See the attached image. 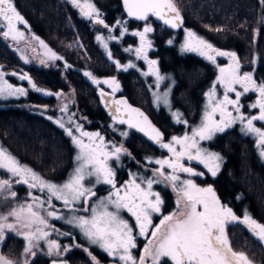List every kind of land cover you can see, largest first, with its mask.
<instances>
[{
    "label": "snow or ice",
    "instance_id": "snow-or-ice-1",
    "mask_svg": "<svg viewBox=\"0 0 264 264\" xmlns=\"http://www.w3.org/2000/svg\"><path fill=\"white\" fill-rule=\"evenodd\" d=\"M71 3L80 9L81 13L89 18H94L97 24H104L99 19V12L94 4L87 2L81 4L80 0H71ZM124 6L127 14L138 20H148L149 16H155L162 20L164 24L178 28L183 23L180 13L177 10L173 0H124ZM0 20L6 22L7 31L3 33L5 37L12 35L13 39L17 36L23 37L17 24H25L26 21L17 11L13 0H0ZM107 28L108 25L104 24ZM127 31V28H124ZM152 32L150 26H145L143 31L132 33L140 39V47L135 49L137 58L147 61L149 72L145 75H154L157 82L165 79L160 75L156 60L148 58V49L152 43L147 38V34ZM188 39L183 46L185 51L198 52L213 63L217 56H226L231 63L227 67L219 69L220 75L217 83L225 89L222 100H215L216 89L213 85L208 93L209 106L211 111L205 112L200 126L192 130L191 135L185 134L182 137L173 136L168 143L164 142L162 133L152 126L148 118L138 109L131 108L126 100H116L114 118L119 123H127L130 127L138 128L145 132L151 140L165 148L172 155L165 159H156L155 163L159 168L155 170L156 177L146 180L147 187H142L136 179L128 181L123 188H117L115 183V173L109 165V160L120 159L121 153H126L122 147L113 145L112 151H107L104 138L98 132L89 133L81 130L80 125L76 126V131L80 136L73 135L71 128H66L68 136L72 137L74 144L79 148V154L76 160L79 166L74 169V174L70 176L63 185H56L41 179L30 168L22 166L19 162L3 148H0V169H5L14 177H19L18 182L29 184V187H39L42 191L47 189L51 196L62 200L66 207L78 202L84 198L87 203L88 198L95 196V192L90 187H85L86 177H95V183L109 184L114 192L99 203L91 207V216H74L67 220L69 224H75L79 227L84 236L92 244L99 245L109 256L117 257L123 264H250L243 253L233 251L228 236L226 234V225L232 222L243 223L247 228L264 241V224L258 223L249 214L245 213L243 219L236 216L233 210L221 204L214 189L211 186L201 187L193 179L181 180L179 173H187L189 176H203L204 173L197 172L191 166H185L184 160L197 161L203 164L205 168L215 177L221 170L223 158L214 152L203 149L199 141L211 140L218 132H224L226 128L234 123L240 122L245 125L243 130L254 134L258 138V147L261 148V156H264V130L257 128L254 121H264V82L257 83L250 72L241 73L240 63L234 52H225L215 49L211 44L203 39L196 37L195 33L188 31ZM103 40L102 37H97ZM43 45V41L40 42ZM171 43V41H169ZM105 48L108 45L105 43ZM46 47V45H45ZM132 49H126L131 51ZM109 59H112V53H108ZM51 58L59 59L55 53H51ZM116 67L127 71L129 68H135L132 63L121 65L115 61ZM91 77V73H85ZM0 76V80H2ZM21 79H28L22 76ZM93 83L99 85L107 84L114 94L120 88L115 78L104 79L103 81L92 77ZM235 85H240L243 91H237ZM35 87V85H33ZM39 91V89H37ZM249 91L258 92L259 98L252 108L259 110L258 115L245 117L241 113L240 97ZM234 92L236 99H231L228 93ZM26 95L22 88H13L11 85H0V96ZM102 98L107 97V93L101 90ZM164 102L167 103V93ZM159 99V97H157ZM121 105L127 112L128 118L124 119L119 115ZM229 106L238 114L233 115L229 111ZM66 110V108L64 109ZM219 113L220 119H215ZM177 122L187 123L181 120L180 114L175 113ZM246 122V123H245ZM61 128H65L63 122H59ZM123 135H127L123 133ZM83 137H87L88 143L84 142ZM179 146V150L177 149ZM165 168L171 169L170 173L165 172ZM167 181L171 184L174 191L177 192L178 199L177 210L169 215H163L159 224H153V215L160 214L163 200L159 193L152 190L154 183ZM91 183V181H90ZM11 188L9 180H0V190ZM13 197L16 196L12 192ZM113 210H109V207ZM39 207H43L42 202ZM83 211L88 212V208ZM126 211L135 220V225L129 223L121 215ZM9 216L14 217L17 224L22 228H31L36 225L35 231L24 233L28 240L30 251L33 240L46 239L49 235L44 229L47 227V220L44 216L35 210L34 204L26 206L21 205L13 209ZM48 216L56 219H62L56 215L55 211L48 212ZM8 216H0V239L3 238L4 229H15L16 225L8 223ZM44 227H40V226ZM134 227L138 228V235L151 237L143 249V255L136 257L133 249L137 247V236L134 235ZM49 250L59 249L55 241H48ZM0 264H13L12 261L0 256Z\"/></svg>",
    "mask_w": 264,
    "mask_h": 264
},
{
    "label": "trees",
    "instance_id": "trees-1",
    "mask_svg": "<svg viewBox=\"0 0 264 264\" xmlns=\"http://www.w3.org/2000/svg\"><path fill=\"white\" fill-rule=\"evenodd\" d=\"M13 1L17 11L21 12L29 24V31L40 36L70 64V67L64 68L58 60L55 63H47L34 56L26 61L15 42L10 37H5L3 29L0 28V66L9 72L8 80L12 83H24L26 80L20 79L11 71L24 73L38 85L53 91L51 95H45L29 89L24 97L0 101V139L14 154L48 177L62 178L70 170L73 163V148L69 138L61 128L37 111L41 104L53 105L56 94L70 93L73 107L79 114L86 116L92 126H99L105 132H109L110 123L116 127L124 126L114 122L101 107L98 87L85 73L116 75L123 87L121 93L126 94L131 102L146 106L150 117L168 136L173 128L168 121L169 114L162 112L155 115L151 110L149 91L146 90L143 76L137 70L124 71L114 67L95 43L94 31L97 27L91 23V20L78 17L67 0ZM95 1L101 9V16L108 23L117 18L124 20L128 28H135L140 27L141 21H144L128 16L122 0ZM173 3L184 17L183 25L178 30H173L150 15L155 23L156 38L150 54L157 59L158 67L162 72L169 70L173 72L177 80L173 89L174 102L181 104L189 114V118L194 117L206 81L209 83L216 73L217 62L209 68L208 61L204 57L190 52L181 53L177 44L166 43L165 40L170 39L172 34L180 32L183 26L193 27L203 33L220 51L234 52L239 59H243L246 70L264 80V0H173ZM114 50L122 55L119 47ZM122 57L125 60L126 56ZM223 57L218 56V60L221 62ZM129 85L136 88L135 91L138 90L136 92L143 96V102L132 95L133 91ZM192 87L197 89L195 97L191 92ZM131 140L125 145L136 158L140 159L143 156L142 152L152 154L161 152L160 146L153 144L140 132H135ZM131 142L135 145L129 149ZM243 148L242 157L245 165L243 184L246 189L254 190L252 175L256 172L251 167L248 169L247 165L251 152L247 143L243 144ZM259 174L263 175L262 169ZM259 183L261 206L259 220L264 223L263 176ZM166 190L169 192L172 204L173 194L169 188ZM58 224L66 233V236H61L60 247L79 244L82 241L78 231L76 232L71 226H66L63 221H58ZM237 224H231L226 230L232 249L242 252L255 262L264 264L262 241L248 234L242 237L244 230ZM72 231H75L74 235ZM134 232L138 236L135 227ZM4 237L0 250L6 258L12 260L14 264H21L24 257L30 258V251H26L21 236L7 233ZM145 242L146 239L137 237V247L134 249L137 258ZM90 250V253L103 256L102 253ZM65 257L71 264H93L90 255L83 247L71 248ZM50 259V255L40 250L35 252L29 264H50ZM101 260L106 261V259Z\"/></svg>",
    "mask_w": 264,
    "mask_h": 264
},
{
    "label": "rangeland",
    "instance_id": "rangeland-1",
    "mask_svg": "<svg viewBox=\"0 0 264 264\" xmlns=\"http://www.w3.org/2000/svg\"><path fill=\"white\" fill-rule=\"evenodd\" d=\"M72 8L76 11L78 17L89 19V17L84 16L80 9L75 7L71 0H67ZM87 2H90L94 4L95 8L100 14V7L97 5L95 0H87ZM14 3V1H13ZM80 3H85V0H80ZM20 15L24 18V16L21 14V12L18 10ZM25 20V18H24ZM26 21V20H25ZM111 27L107 29H101V28H95L94 31V40L95 43L99 46V48L103 51V53L109 58L108 53H112V59H109L113 64L114 67L117 70H123L122 68H117L115 61H119L121 65H127L129 63L134 64L135 68H129V69H136L142 76L148 81V84L151 89V95L153 103L156 107H164L169 114V123L172 125V131L166 136L167 138L164 139L165 143H168L171 141V138L173 136L182 137L185 134L191 135L192 130L198 126L201 125L205 112L211 111V107L209 106V96L208 93L212 90L213 85H215L216 89V97L215 100H222L224 96L225 89L222 85L217 83V78L220 75L219 69L221 67H227L229 63H231L230 59L226 56L223 57L224 60L221 62L218 60V56L216 57V73L214 74L211 86L208 90H203L202 96L199 100L198 105V112L195 116V118H189V114L186 113L184 108L179 103H175L173 100V89L177 83L176 77L174 76L173 72L169 71H161L158 67V61L155 57H152L150 54V51L153 50V42L156 40L154 37V28L155 23L153 22L152 18H148V20L141 21L140 27L135 28H128L127 24H125L124 20L114 19L111 22ZM145 26H150L152 28V32L147 34V38L151 41L152 46L148 49V58L150 60H156L157 61V67L159 69L160 75L164 76L165 79L157 82L156 77L154 75H145L144 73L149 72V66L147 61H145L142 58H137L135 54V49L140 47V39L138 36L133 35L132 33L143 31ZM17 27L20 32L23 33V37L17 36L16 39H13L12 35H9L16 44V47L18 50L23 54L24 59L26 61L32 59V57H37L42 62L47 63H55V61H60L61 64L66 67H70L69 62L62 56L59 55L47 42H45L40 36L35 34L34 32L29 31V24H17ZM0 28L3 29V33L7 31L6 22L0 20ZM124 28H127V31H124ZM188 31H191L195 33L196 37L199 39H203L207 43L211 44L213 47H216V45L207 38L203 33L199 32L193 27H186L183 26L181 31L175 34H172L170 36V39L165 40L167 44L169 45H175L177 44L178 51L181 53H186L190 51H185L183 46L185 44V41L188 39ZM97 37H102L103 40H98ZM43 41V45L40 43ZM171 41V43H169ZM105 43L108 45L107 48H105ZM46 45V47H45ZM120 48V51L122 55L117 54V52L114 50L115 48ZM126 49H132L131 51H126ZM219 50V49H217ZM220 51V50H219ZM51 53H55L59 59H53L51 58ZM200 55L198 52H190ZM126 56L125 60H123L122 56ZM204 57V56H202ZM207 59L206 57H204ZM208 60V59H207ZM210 61V60H208ZM56 65V64H55ZM7 72L0 66V76H2V80H0V85H4L5 82L7 85H11L13 88H22L25 90L26 94L30 90L37 91L38 93L45 94V95H51L53 91L47 87H42L38 85L33 79H31L29 76L25 75L24 73H18L15 71H11V73H15L19 76L21 79L22 76L28 77V79H22L26 80L24 83H12L7 78ZM89 77V76H88ZM92 77L99 79L103 81L104 79H111L115 78L120 88L117 92L122 91L123 87L121 84V81L117 79L116 75L112 74H91V77H89L90 81L93 82ZM95 84V83H94ZM35 85V87H33ZM97 87L102 86L104 88H107L108 90H112L107 84H95ZM238 91V88L235 87ZM55 92V91H54ZM165 93H167V103L164 102L165 100ZM249 93V92H248ZM229 97L231 99H236L235 93L230 92L228 93ZM25 95H17V96H0V101H6V100H13V99H19L21 97H24ZM159 97V99H157ZM72 96L68 92H64L61 94H56L55 103L53 105L49 104H41L38 106L37 111L50 119L54 124H56L59 128V122H63L65 125V128H61L65 135L69 138L70 143L73 148V163L70 168V170L62 177V178H53L48 177L43 174H41L38 170H36L32 165L29 163L21 160L16 154H14L7 146H5L1 139H0V148H3L7 153L11 154L22 166H26L30 168L36 175H38L41 179L56 184L58 186L63 185L65 182L68 181L70 176L74 174V169L79 166V162L76 160L77 155L79 154V148L74 144L72 137L68 136L66 132V128H71L73 130V135L76 137L80 136V132L76 131V126L80 125L81 130L84 132L89 133H95L98 132L100 136L104 138L105 145L107 146V151H112L113 145L116 147H122L124 150H126V153H121L120 159L116 160L115 158H111L109 160V165L112 167L114 173H115V183L117 188H123V186L133 178L136 179L137 183H141L142 187H147L146 180L149 178H158L162 179L160 177H156L155 170L159 168V165L155 163L156 159H165L169 158L172 154L168 152L167 149L161 148L160 154H152V153H146L142 152L143 157L146 158V162H143V164L140 163V161H134L131 165L126 164V161L130 160L132 158L131 154H129V151L126 148L127 141H132L131 136L132 133L130 132V129L126 126L123 127H116L112 123H110L108 126L109 132H105L104 129H101L99 126H92L90 125L91 121L87 120L86 116H83L81 113L79 114L77 109H75L72 105ZM52 106V107H50ZM66 108V110H64ZM175 113H179L181 120L187 121V123L177 122V117L174 115ZM248 116V115H247ZM215 119L219 120L220 116L219 113L215 115ZM246 123V122H245ZM123 133H126L127 135H123ZM84 142L88 143L87 137H83ZM207 140L199 141L200 146L203 149H206L207 151L212 152L207 146H206ZM160 146V145H158ZM177 149L179 150V146H177ZM261 153V148H260ZM126 156V157H124ZM264 158V156H262ZM185 166H191L193 169L197 172L205 173L207 168L204 167L203 164L198 163L197 161H187L186 159L183 161ZM124 168L126 169V175L122 177L123 173L119 172V169ZM165 172L170 173L171 169L165 168ZM120 174V175H119ZM181 180L184 179H193L192 176H189L187 173H179ZM204 175L200 176V184H198L201 187H206V183L204 182ZM19 177H14L10 172H8L5 169H0V180H9L11 183V188L0 190V216H8V223H13L16 225L15 229H4L3 238L0 239V247L5 239V235L7 233H16L18 236H21L23 238V244L28 248V240L25 239L24 233L29 231H35L36 225H33L31 228H22L20 224L16 223V220L14 217L9 216L8 214L13 210L19 208L21 205L26 206L28 204H34L35 210H37L40 215L44 216L47 220V227L44 229L49 233L48 237L46 239H40V240H33V247L30 250V258H23L21 264H29L31 258L35 255L36 251H43L46 254L50 255V264H71L67 258L65 257V254L73 247H83L85 251L90 255L91 260L93 264H120L123 262L119 261L117 257L109 256L102 248L99 247V245L92 244L91 241L84 236L82 230L77 227L75 224H69L67 223V220L72 219L74 216H85L86 218H90L91 216V207L96 206L101 199H104L110 195V193L114 192V189L109 184L104 183H95V177H86L84 184L85 187H90L92 191L95 192V196H91L88 198L87 203H84V198H81L80 201L73 203L71 206L66 207L64 205V202L62 200L56 199L54 196H51V194L48 192L47 189H44L43 191L39 188H32L29 187V184H25L19 181ZM195 180V179H193ZM202 180V181H201ZM91 181V183H90ZM160 185V186H159ZM169 188L172 192V196L174 198V202L171 204L170 207H168V212L164 215H169L177 210V199L178 195L177 192L173 190L171 184L167 181L161 182V183H154L152 190L154 192L160 193L162 189ZM160 190V192H159ZM12 192L16 193V196L13 197L11 195ZM42 202L43 207H39V204ZM6 206V207H1ZM84 208H88L89 211L85 212L83 211ZM109 210H113L111 206L109 207ZM55 211L56 215L59 217H63L62 219H56L54 217L48 216V212ZM121 215L124 219L128 220L130 223V214H128L126 211H122ZM163 217V216H162ZM157 224H159L160 219ZM58 221H63V223H66V226H71L76 232L78 231V235L81 238V242L79 244L69 245L59 247V249H55L50 251L49 250V244L48 241H55L59 246H61V236H66V233L62 231L59 227ZM44 227V226H40ZM75 231H72L73 235ZM137 228V232H138ZM144 237V236H142ZM151 237H144L146 239V242L143 245V248L139 252V257L143 255V249L148 243V239ZM264 246V241H262ZM95 250L97 253H102V257H99L93 253H90L91 250ZM94 251V252H95ZM133 254L135 256L134 249L132 250ZM234 251V250H233ZM237 252V251H235ZM239 253V252H237ZM0 256L5 257L1 250H0ZM6 258V257H5ZM8 259V258H6ZM101 259H106V261H102ZM248 259V258H247ZM10 260V259H8ZM12 261V260H10ZM248 261L250 264H260L255 261H251L249 258ZM13 262V261H12ZM14 264V262H13ZM150 264V261H149Z\"/></svg>",
    "mask_w": 264,
    "mask_h": 264
},
{
    "label": "flooded vegetation",
    "instance_id": "flooded-vegetation-1",
    "mask_svg": "<svg viewBox=\"0 0 264 264\" xmlns=\"http://www.w3.org/2000/svg\"><path fill=\"white\" fill-rule=\"evenodd\" d=\"M111 26L112 25L110 23V27ZM214 48L217 49V47H214ZM236 57L240 63L241 73L250 72L253 74V78L257 81V83L264 82V80L257 78L255 73L245 69V62L243 61L242 58L239 59L238 56ZM212 64H213L212 61H208L207 65L209 66V68H211L210 65ZM210 70L211 69H209V71ZM211 81L212 79H210L209 83L208 81H206V87L204 90L209 89V87L211 86L210 85ZM144 83H145L146 90L149 91L148 93V98L150 101L149 104L154 114L159 115L162 112L167 113L164 107L162 106L156 107L154 105L153 100H152V95H151V89L148 84V81L145 78H144ZM99 87L100 86H98V89ZM235 87L238 88V91H241V92L243 91L240 85H235ZM129 88L133 91L132 95H134V97L137 100L139 101L143 100V96H141L140 94L136 92L138 90L135 91L136 88L130 85H129ZM98 89H97V93H98ZM196 90L197 89L195 87H192L191 92H192L193 97H195L196 95ZM121 94L126 95L124 93H121V91H119V92H115L113 96H117ZM258 98H259V93L252 92V91H249V93H244L240 97L241 113H243L245 117L259 114V110L257 108L251 107V105L254 104ZM133 104L142 107L149 114V112L146 109V106L136 104V103H133ZM198 109L199 108L196 107L193 118H195L198 112ZM229 111H233L234 116L238 115L231 108V106H229ZM254 124L257 128H261L262 130H264V121H254ZM120 125H123V124H120ZM126 127L130 129V132L132 133L131 138H133V134L138 131L129 126H126ZM244 128H245L244 124H241L240 122H236L231 127L226 128L224 132H218L211 140H207L206 146L212 152L219 154L223 158V162L221 164L220 172L215 177H213L211 173L208 170H206L204 173L203 179H204V182L206 183V187L211 186L214 189L217 197L221 201V204L226 207L231 208L234 214L240 217L241 220L243 219L244 214L247 213L253 219H255L258 223L264 224L259 220L261 206H260V199H259L260 197L258 193L259 185H260L259 180L261 176L264 177V158L260 154V147H258V143H257L258 138L254 134L249 133L246 130H243ZM245 143L248 144V147L251 152L250 153L251 156L249 157V160H248L249 162L247 164L249 167L248 169H250L251 167L253 171L256 172L252 175V178L254 179V183H253L254 190L246 189L243 184V181H244L243 177L245 176L244 175L245 165H244V158L242 157V155L244 152L243 144ZM129 145H130L129 149H131V147H133L135 144L131 142V144ZM129 154L133 155L131 150H129ZM146 160L147 159L144 158L143 156L139 159V158L134 157L133 155V157L129 161L128 160L126 161V164L131 165L132 162L134 161H138V162L140 161V163L143 164V162H146ZM261 169L263 171V175L259 174ZM119 172L123 173L122 177L126 175V169L124 168L119 169ZM192 178L195 179L194 181L197 184L201 185L200 176H192ZM165 190L162 189L161 192L159 190L160 192L159 194L163 200V205H162L161 213L153 215V224L158 223L159 218L168 212V207H170L171 205L172 199L170 195H168L169 192L167 190L165 192ZM234 223H238L237 225L240 227V229L244 230L242 232V237H244L245 234H248V236H252L255 239L259 240V238L256 237L243 223H239V222L229 223L226 225L225 231L229 228L231 224H234ZM130 224H132L133 226L135 225V220L131 216H130ZM135 229L137 230V228ZM136 233L138 234V232ZM134 235H136L135 232H134ZM137 237L144 238L139 235ZM239 253H242V252H239Z\"/></svg>",
    "mask_w": 264,
    "mask_h": 264
},
{
    "label": "water",
    "instance_id": "water-1",
    "mask_svg": "<svg viewBox=\"0 0 264 264\" xmlns=\"http://www.w3.org/2000/svg\"><path fill=\"white\" fill-rule=\"evenodd\" d=\"M122 1L124 2V0H122ZM176 8H177V7H176ZM177 10L179 11L178 8H177ZM179 13H180V16H181L182 21L184 22V17H183V15H182V13H181L180 11H179ZM154 17H155V16H154ZM155 18H156L158 21L164 23L162 20H159L157 17H155ZM99 19L103 20V21H104V24L108 25L107 28L110 27V23H108V21H107L103 16L99 15ZM90 20H91V23H92L95 27H97V28H101V29H107V28L104 27V24H97V23L95 22V19H94V18H90ZM165 25H166V24H165ZM182 25H183V23L180 25V27H181ZM167 26H168V25H167ZM168 27H170V26H168ZM180 27H178V28H172V27H170V28L173 29V30H178ZM101 90H103L105 93L108 94L106 98H102V97H101V95H100ZM98 98H99V103H100L101 107L104 109V111L107 113V115H108V116H109L114 122H116V123H119V120L116 119V118H114V110H115V107H116V105L114 104V101H116V100H126V101H127V104H128L129 106H131V108L138 109L140 112H142V113L144 114V116H146V117L148 118V121L151 122L152 126H154L156 129H158V130L162 133V135H163V139H165L166 134H165V132L163 131V129L153 121V119L150 117V115H149V114H148V113H147L142 107H140V106H138V105H135V104H133L132 102H130V100L128 99V97H127L126 95L121 94V95L113 96L112 91L108 90L107 88H104V87L100 86L99 89H98ZM120 107H121V112L119 113V115H120L121 117H123L124 119H127V118H128V114H127L126 111H124V106L121 105ZM119 124H121V123H119ZM123 125L129 126L127 123H124ZM129 127H130V126H129ZM131 128L137 130L138 132H140L141 134H143V135H145L146 137L149 138V136L146 135L145 132L139 131L138 128H135V127H131ZM149 139H150V138H149ZM150 141H151L153 144L157 145V146L159 145V144H157L156 142H154V141L151 140V139H150Z\"/></svg>",
    "mask_w": 264,
    "mask_h": 264
}]
</instances>
